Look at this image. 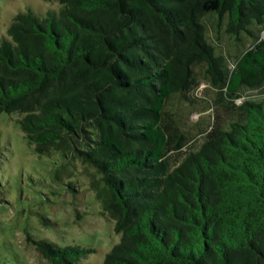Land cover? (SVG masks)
<instances>
[{
	"label": "trees",
	"instance_id": "obj_1",
	"mask_svg": "<svg viewBox=\"0 0 264 264\" xmlns=\"http://www.w3.org/2000/svg\"><path fill=\"white\" fill-rule=\"evenodd\" d=\"M51 1L58 12L19 11L0 37V113L19 115L38 154H75L102 175L120 235L104 264H264V101L161 170L174 150L165 105L188 99L197 65L229 96L264 82V38L229 70L203 22L215 13L254 36L264 0ZM36 245L49 264L92 252Z\"/></svg>",
	"mask_w": 264,
	"mask_h": 264
},
{
	"label": "rangeland",
	"instance_id": "obj_2",
	"mask_svg": "<svg viewBox=\"0 0 264 264\" xmlns=\"http://www.w3.org/2000/svg\"><path fill=\"white\" fill-rule=\"evenodd\" d=\"M60 7L51 0H0V37L7 35L19 11L31 9L43 16ZM203 22L208 42L224 56L229 70L264 38V27H254V36L228 33V17L219 26L215 13ZM195 69L198 85L188 99L175 94L165 105L164 125L174 150L163 161L162 172L198 151L213 128L229 129L231 123L243 122L244 102L264 101V82L257 87L244 85L229 96L210 82L205 65ZM18 118L0 113V264H49L36 245L41 240L91 248L78 264H104L120 235L114 230L115 219L108 210L110 190L102 175L75 154L55 150L38 154Z\"/></svg>",
	"mask_w": 264,
	"mask_h": 264
}]
</instances>
